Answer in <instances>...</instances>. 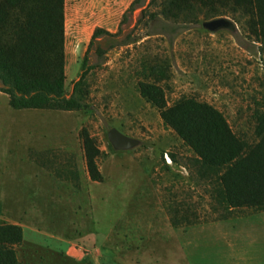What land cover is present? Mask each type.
<instances>
[{
	"label": "rangeland",
	"instance_id": "374dc122",
	"mask_svg": "<svg viewBox=\"0 0 264 264\" xmlns=\"http://www.w3.org/2000/svg\"><path fill=\"white\" fill-rule=\"evenodd\" d=\"M133 1L65 0L68 97L94 30L116 33ZM149 1L123 25L137 42L108 51L88 75L90 109L15 110L0 91V215L27 225L25 257L20 252L26 264H264V212L225 213L194 153L139 93L140 82L158 81L151 68L160 66L167 76L158 83L170 106L182 97L207 102L234 134L255 143L254 112L264 102L262 45L248 17L202 16L176 31L173 23L142 16ZM219 18L230 26L215 32L203 26ZM112 128L139 145L115 150ZM83 129L102 151L96 159L102 182L90 179ZM76 173L79 187L53 180ZM56 237L89 251L75 245L70 253L78 258L66 257Z\"/></svg>",
	"mask_w": 264,
	"mask_h": 264
},
{
	"label": "trees",
	"instance_id": "16d2710c",
	"mask_svg": "<svg viewBox=\"0 0 264 264\" xmlns=\"http://www.w3.org/2000/svg\"><path fill=\"white\" fill-rule=\"evenodd\" d=\"M146 1L134 0L130 4L116 33L103 28L94 30L81 64L80 78L68 97L65 0H0V91L8 95L10 106L15 110L90 109L88 75L104 63L108 51L137 42L134 31L126 32L123 25L128 14ZM152 8L156 9L152 11ZM146 14L152 22L173 23L176 31L198 24L202 16L205 19L227 14L248 17L264 54V0H150L142 11V16ZM151 73L158 81L140 82L139 93L160 111L164 125L194 153L198 173L208 181L215 203L225 213L244 209L263 213L264 102L254 112L256 141L249 143L234 134L225 115L207 102L182 97L170 106L158 83L167 76L166 71L154 66ZM80 136L90 179L102 182L96 160L102 151L87 130L83 129ZM62 180L79 187L77 173L71 180ZM172 225L179 226L176 219ZM23 242L21 226L0 225V264H23L17 254Z\"/></svg>",
	"mask_w": 264,
	"mask_h": 264
},
{
	"label": "water",
	"instance_id": "95a60500",
	"mask_svg": "<svg viewBox=\"0 0 264 264\" xmlns=\"http://www.w3.org/2000/svg\"><path fill=\"white\" fill-rule=\"evenodd\" d=\"M203 26L209 31L215 32L222 28L230 26V22L225 18L209 20L203 23ZM108 132V139L113 148L117 151H127L139 145V140L131 138L116 128L110 129Z\"/></svg>",
	"mask_w": 264,
	"mask_h": 264
},
{
	"label": "crops",
	"instance_id": "0c3cea01",
	"mask_svg": "<svg viewBox=\"0 0 264 264\" xmlns=\"http://www.w3.org/2000/svg\"><path fill=\"white\" fill-rule=\"evenodd\" d=\"M35 163V162H34ZM57 178V179H56ZM56 178H53V180H55V183L57 184V185H59V186H64V182H68V181H65V180H61L60 178H58L57 176H56ZM60 180V181H59ZM63 181V182H62ZM63 184V185H62ZM76 187V186H75ZM66 188V187H65ZM24 220H18V221H14L13 219H10L8 216H5V215H0V225H3V224H14V225H19V226H21L22 228H23V230H24V242H23V244L21 245V246H19L18 248H17V254H18V258H19V260L23 263V264H26V260H25V258H23V259H21V257H20V252H22V253H24V257H25V250H24V248H25V232H26V229L28 228L27 227V225L23 222ZM56 240H59V241H61V242H64V244L63 245H65V253H64V255L66 256V257H69V258H71V259H74V257H77V255H72L70 252H71V250L72 249H75V245H77V246H79V248L77 249H75L77 252H79V253H81L82 252V249H85V250H88L89 251V249H86L84 246H81V245H79V244H77V243H75V242H73V241H71V240H69V239H64V238H62V237H56L55 238ZM87 251V252H88ZM96 250L94 249L92 252H95ZM90 255V252H88V253H86V254H84L83 255V257H81V258H79V260H83V259H85V257H87V256H89ZM94 256V255H93ZM95 256H96V254H95ZM78 258V257H77Z\"/></svg>",
	"mask_w": 264,
	"mask_h": 264
},
{
	"label": "built area",
	"instance_id": "2783aa9c",
	"mask_svg": "<svg viewBox=\"0 0 264 264\" xmlns=\"http://www.w3.org/2000/svg\"><path fill=\"white\" fill-rule=\"evenodd\" d=\"M166 159L168 160V162H171V160H170L168 155H166Z\"/></svg>",
	"mask_w": 264,
	"mask_h": 264
}]
</instances>
